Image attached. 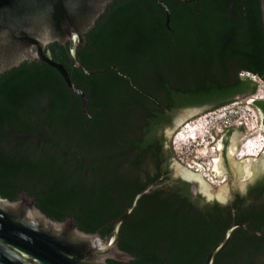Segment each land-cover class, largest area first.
<instances>
[{
    "label": "trees",
    "instance_id": "1",
    "mask_svg": "<svg viewBox=\"0 0 264 264\" xmlns=\"http://www.w3.org/2000/svg\"><path fill=\"white\" fill-rule=\"evenodd\" d=\"M162 1L169 27L155 0L107 5L77 51L88 71L103 73L74 67L71 42L47 47L85 92L89 116L38 58L0 75V197L24 192L52 220L72 218L109 238L153 186L122 226L119 246L136 260L110 264H205L233 224L258 234L235 229L214 264H264V176L229 204L207 202L174 177L165 135L185 109L257 93L250 76L264 83L261 0ZM252 106L264 118V100Z\"/></svg>",
    "mask_w": 264,
    "mask_h": 264
},
{
    "label": "water",
    "instance_id": "2",
    "mask_svg": "<svg viewBox=\"0 0 264 264\" xmlns=\"http://www.w3.org/2000/svg\"><path fill=\"white\" fill-rule=\"evenodd\" d=\"M111 1L0 0V75L26 60L38 58L60 72L68 87L81 98L83 112L89 116V102L85 92L72 82L63 64L46 55V49L53 43L65 46L71 42L70 60L74 67L87 75L105 72L107 69L88 71L77 59V51L85 45V35L95 26ZM155 1L165 11L169 27V7L162 0ZM261 10L264 27V0H261ZM255 83L258 86L259 83ZM254 101L251 98L243 103L253 105ZM204 112L207 111L180 112L174 127L165 132L168 145H171L174 132L184 122ZM256 112L259 128L264 135V118L258 110ZM250 136L252 134L241 125L238 128L231 127L214 142L219 154L218 158L210 159V173L220 179L224 175L229 176L221 186L211 185L199 172L191 171L177 158L171 165L174 177L191 183L193 194H201L207 202L229 204L235 192L244 193L254 169L260 166L264 170V148L257 158L248 156L237 160L234 157L241 144ZM153 188L150 186L136 196L132 207L115 222L113 234L109 238H104L98 232H83L72 218L52 220L36 206V199L24 192L16 201L0 197V264H110V260L123 263L135 261V256L119 246L122 226L137 207L140 198ZM237 228L258 234L249 231L245 225H231L223 241L208 254L205 264H214L216 256L226 248Z\"/></svg>",
    "mask_w": 264,
    "mask_h": 264
},
{
    "label": "rangeland",
    "instance_id": "3",
    "mask_svg": "<svg viewBox=\"0 0 264 264\" xmlns=\"http://www.w3.org/2000/svg\"><path fill=\"white\" fill-rule=\"evenodd\" d=\"M253 81L259 83L258 90L255 95L246 96L241 100L232 101L226 107L220 108L215 111H207L202 114L193 116L188 121L184 122L172 135L171 145L176 154V158L184 166L189 168L193 172H199L202 177L208 182L212 183L213 186H221L223 179H228V175H224L222 179L214 178L211 173L212 162L211 158H218L219 151L216 149L214 142L223 135L231 127L238 128L243 125L246 132H250L252 136L248 137L241 146L250 139H254L260 134H263V131L259 128V119L258 114L255 108L249 103H243L249 99L263 100L264 99V83L253 76H250ZM248 116H247V115ZM220 115H225V118L217 123L212 124V128L208 129L206 137L198 138L196 140H189L186 143L182 144L179 141L175 142V138L178 137L184 130L187 129V125H198L204 122V119L208 122L211 121V118L219 117ZM257 121V125L253 128V125ZM200 130V129H199ZM199 133V131H198ZM239 147L238 151L234 154L235 159L239 160ZM256 156L255 153L247 154L246 156ZM244 157V156H242ZM257 158V157H255ZM208 178H213V182H210Z\"/></svg>",
    "mask_w": 264,
    "mask_h": 264
},
{
    "label": "bare ground",
    "instance_id": "4",
    "mask_svg": "<svg viewBox=\"0 0 264 264\" xmlns=\"http://www.w3.org/2000/svg\"><path fill=\"white\" fill-rule=\"evenodd\" d=\"M247 115V114H246ZM248 116V115H247ZM225 118V115H220L216 118H211V121L207 123V121L204 119V122L202 124L198 125H187V129L182 132L178 137L175 138V142H180L182 144L186 143L189 140H196L198 138H205L207 135L208 129L212 128L213 123H217ZM200 129V130H199ZM199 131V133H198ZM247 154H251V152H244L240 153L239 156H246Z\"/></svg>",
    "mask_w": 264,
    "mask_h": 264
},
{
    "label": "flooded vegetation",
    "instance_id": "5",
    "mask_svg": "<svg viewBox=\"0 0 264 264\" xmlns=\"http://www.w3.org/2000/svg\"><path fill=\"white\" fill-rule=\"evenodd\" d=\"M86 37V35H85ZM245 75L244 72L240 71L238 76L239 78L241 79L243 76ZM243 96V94H236L234 97L232 98H228L226 100H221V101H216V102H211L209 104H205L203 106H199V107H191L189 109H185V110H191V111H210V110H213L218 104H220L221 102H224V101H228V102H232L234 99L236 98H239ZM264 176V170L261 169V167H257L256 169H254V174L252 175V178H250V180L248 181L249 183L246 184V187H245V191H244V195L245 194H248L250 188L252 186L255 185L256 181H258L259 179H261L262 177ZM242 193H239V192H235L234 195L237 196V195H241ZM242 194V195H243ZM234 196V197H235Z\"/></svg>",
    "mask_w": 264,
    "mask_h": 264
},
{
    "label": "built area",
    "instance_id": "6",
    "mask_svg": "<svg viewBox=\"0 0 264 264\" xmlns=\"http://www.w3.org/2000/svg\"><path fill=\"white\" fill-rule=\"evenodd\" d=\"M253 77H255V76H253ZM257 124H258L257 121H255V123L253 125V128ZM263 148H264V135L263 134H260L257 137H255L254 139H250V140L246 141V143H244L241 146L240 151L238 153L240 154V153H244V152H251V153H255L256 154V156H254V157H258V155L262 152ZM248 156H250V155H248ZM248 156L241 157V158H238V159L239 160H242V159H244V158H246ZM212 179L213 178H208V180L210 182H213ZM226 181H227V179H223L221 182L224 183Z\"/></svg>",
    "mask_w": 264,
    "mask_h": 264
}]
</instances>
